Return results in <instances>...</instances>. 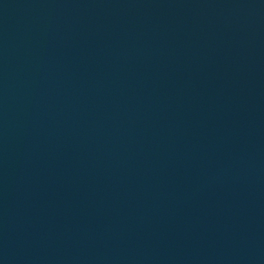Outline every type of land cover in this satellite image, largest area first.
Here are the masks:
<instances>
[{
  "label": "water",
  "instance_id": "water-1",
  "mask_svg": "<svg viewBox=\"0 0 264 264\" xmlns=\"http://www.w3.org/2000/svg\"><path fill=\"white\" fill-rule=\"evenodd\" d=\"M0 264H264V0H0Z\"/></svg>",
  "mask_w": 264,
  "mask_h": 264
}]
</instances>
